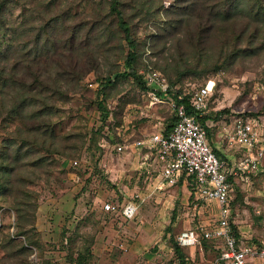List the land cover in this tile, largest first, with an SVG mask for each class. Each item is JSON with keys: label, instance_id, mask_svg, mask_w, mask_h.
I'll use <instances>...</instances> for the list:
<instances>
[{"label": "rangeland", "instance_id": "1", "mask_svg": "<svg viewBox=\"0 0 264 264\" xmlns=\"http://www.w3.org/2000/svg\"><path fill=\"white\" fill-rule=\"evenodd\" d=\"M75 1L63 0V4L56 8L61 10L60 7L64 4L67 7L71 5L65 24L60 20L55 24L58 46L65 39L74 38V44L67 49L71 51L73 59L63 60L60 64L66 67L65 70H70L71 60L73 63L81 62L83 56L86 59L87 51L93 50L96 67L81 76L74 88L75 92L70 91L67 102H54L53 121L57 134L80 133L84 144L78 146L75 156L67 154V159L54 154L51 182L43 184L44 187L39 184L33 187L39 193V205L35 214L36 231L32 232L40 246L28 245L31 251L27 255L26 264H113L118 255L123 257L122 253H127L115 246L119 235L126 239L128 247L135 242L140 251L144 249L145 255H158L154 264H170L174 255L170 237L177 239L188 229L197 233L199 243L194 247H182L187 254V261L193 264L206 263L217 255V245L220 243L209 241L205 247L199 225L209 226L215 220L217 207L213 203L205 204L204 201L197 202V206L191 195L189 178L185 176L175 184H162L156 170L160 168V164H155L153 168L147 166L151 159L139 157L138 150H135V141L148 138L155 130L164 129L173 110L166 102L153 103V91H143L133 79L128 78L110 89L111 95L105 98V102L111 112L105 121L102 120L96 101L101 98L98 93L99 76L107 72L108 64L96 57L98 47L90 23L86 22L85 27L77 34H70V25L82 21L81 13L88 16L94 13L91 0ZM172 3L173 0H154L147 19H140L138 14L132 19L135 36L144 49L141 58L143 64L138 67L143 80L148 70H155L168 81V75L160 68L164 62L171 69L178 64L180 68H184L176 47L175 34L167 38L159 34L162 24L167 21L165 12ZM28 4L29 2L26 7L30 6ZM155 5L158 6L156 11ZM20 9V6L12 5L7 15L17 18ZM131 10L134 12V9ZM40 18L38 16V20ZM46 18L44 16L42 20ZM177 34L181 38L179 47L184 48L186 41L182 40L183 32ZM155 37L157 39L153 42ZM151 45L155 46V54L151 52ZM187 47L185 50L189 52L190 48ZM243 47L246 50L249 46ZM114 58L115 54L110 61L113 62ZM208 58L210 65L218 55L210 52ZM119 67H123L122 59L119 60ZM53 73L55 76V72ZM208 81L213 83L205 112L209 116L205 122L210 131L208 138L212 137V144L220 152L221 158L232 167L231 162H240L245 151L238 144L231 145L223 136L219 137L218 131L221 130L223 121L229 122V118L233 116L255 117L264 126V46L257 48L255 52L236 56L215 73L208 70L200 76L183 74L177 88L182 87L185 92L196 91ZM223 109L227 111L218 115ZM5 112L0 107V164L4 146L8 144V147H14L21 141L14 136L19 121L16 118H4ZM26 143L27 146H32L27 139ZM27 146L21 150V153H25L21 156L25 163L34 162L36 157L46 154L44 149L39 148L40 151L33 152L38 150L36 145L29 149ZM120 148L122 149L119 150ZM128 151L133 152L128 154ZM140 151L144 152L143 149ZM231 153L234 155L233 160L229 159ZM48 157L49 161H53L52 156ZM62 160H66V171L59 164ZM26 166L29 168L30 164ZM20 173L23 174L21 170ZM21 174L17 173L15 177L21 178ZM232 183V225L244 243L250 239L264 241V157L257 169L251 170L248 167L244 172L238 170ZM149 191L153 193L139 206L136 218L129 223L102 209L103 203L107 201L129 200L135 193L145 195ZM11 204L12 196L0 195V261L4 256L9 257L7 239L10 235L17 241L24 240L22 235L15 234V213ZM116 231L120 232L116 234ZM87 248L91 251L90 254ZM78 253L83 258L74 262ZM11 259L12 257L8 259L9 263ZM132 263L145 264L136 257L130 261Z\"/></svg>", "mask_w": 264, "mask_h": 264}, {"label": "trees", "instance_id": "2", "mask_svg": "<svg viewBox=\"0 0 264 264\" xmlns=\"http://www.w3.org/2000/svg\"><path fill=\"white\" fill-rule=\"evenodd\" d=\"M27 2L30 4L28 7ZM91 3L94 4L93 15L81 13L82 21L72 23L69 32L75 35L85 27L86 22L90 23L98 47L96 57L108 64L107 72L99 76L98 93L101 98L96 101L101 118L105 121L111 112L105 98L111 95L110 89L116 83L131 78L143 91H153L138 72V67L143 64L141 58L144 49L135 36L132 19L135 14L140 19H147L154 0H91ZM60 4H63V0H0V107L6 111L4 118H16L19 121L14 136L21 140L14 147H8L7 144L1 151L0 195L12 196L15 234L24 237V240L17 241L9 236L7 242L9 257L12 259L9 263L10 258L4 256L0 264H26L27 255L31 251L28 245L40 246L32 232L36 231L35 214L39 205V193L34 188L38 184L42 186L51 182L54 154L67 159L68 155L75 156L78 146L84 144L80 133L57 134L54 127L55 103L67 102L70 91L75 92L74 88L81 76L96 67L93 50H88L86 59L83 56L81 62L73 63L71 60L70 70H65L66 67L60 64L63 60L73 59L71 51L67 49L74 44V38L69 37L59 47L55 38V24L59 20L65 24L71 7L64 4L60 7L61 10H57ZM12 5L21 7L17 18L7 15ZM157 9L158 6L155 5V11ZM165 13L167 21L162 24L159 34L164 38L175 34L176 47L184 68H180L178 64L171 69L165 62L160 68L168 75L169 89L166 93L177 101H182L189 113L193 112L190 104L193 91L185 92L182 87L177 88L183 74L200 76L208 70L215 73L236 56L255 52L257 48L264 46V0H173ZM38 16L41 17L39 20ZM44 16L47 18L43 21ZM181 32L182 40L186 41L184 48L179 47L181 38L177 33ZM159 34L157 36L161 37ZM155 39L157 38L152 41H156ZM151 46V52L155 54V46ZM186 46L190 48L189 52L185 50ZM243 46L249 47L245 50ZM210 52L216 53L218 58L209 65ZM113 54L115 58L111 62ZM120 59L122 69L119 67ZM155 93L166 94L160 91ZM179 94L181 99L178 98ZM226 111L223 109L218 115ZM198 118L206 125L209 134V127L205 123L209 116L204 114ZM175 120L173 113L166 123L165 133L170 131ZM26 139L31 142V147L27 146ZM210 144L212 145L211 141ZM34 145L37 146L36 149H44L46 154L36 157L34 162H23L21 156L25 153H21L22 148H35ZM39 149L33 152H38ZM213 149L221 157L220 152L214 147ZM49 155L53 161L48 160ZM27 164H30L29 168ZM59 164L66 171V160ZM16 172L22 177L16 178ZM14 180L20 182L16 183ZM232 228L239 236L234 225ZM167 230L170 228L167 227ZM201 238L205 247L212 241L202 236ZM170 245L174 251L170 262L177 260L178 264H188L187 254L177 240L170 237ZM87 251L88 254L91 253L88 248ZM81 256L78 253L73 261L82 259Z\"/></svg>", "mask_w": 264, "mask_h": 264}, {"label": "built area", "instance_id": "3", "mask_svg": "<svg viewBox=\"0 0 264 264\" xmlns=\"http://www.w3.org/2000/svg\"><path fill=\"white\" fill-rule=\"evenodd\" d=\"M144 81L154 91L153 103H168L176 120L169 132L165 133L164 129L160 128L148 138L135 141L134 145L140 150L154 153L161 163L162 183L175 184L185 176L189 178L197 206V202L204 201L205 204L213 203L217 207L215 220L206 228L199 225L203 238L220 243L217 245V256L204 264H264V241L250 239L244 243L241 236L234 233L230 221L232 178L237 175L238 170L244 172L248 167L251 170L258 168L264 157V126L259 124L255 117L233 116L229 118V122L222 120L220 128L222 134L224 133L223 137L229 144H238L245 151L244 158L229 167V163L215 153L208 138L206 125L198 118L206 112L208 95L213 87L212 81H208L191 94V113L182 101H177L166 93L169 83L160 72L148 70ZM155 91L166 94L158 95ZM178 98L181 99L180 94ZM74 163L76 164L77 160ZM146 198L142 193H135L129 200L107 201L103 203L102 209L125 221H132ZM176 240L182 246L194 245L198 241V235L188 229ZM117 246L124 251L128 249L122 241H118Z\"/></svg>", "mask_w": 264, "mask_h": 264}, {"label": "crops", "instance_id": "4", "mask_svg": "<svg viewBox=\"0 0 264 264\" xmlns=\"http://www.w3.org/2000/svg\"><path fill=\"white\" fill-rule=\"evenodd\" d=\"M166 126V125H165ZM165 128V127H164ZM159 130V129H158ZM156 131V130H155ZM219 132V137H222L223 136V134H222V131L221 130H219L218 131ZM210 141H211V143H212V137H210ZM212 146L214 147V148H216V146L214 145V144H212ZM225 147V146H224ZM136 151L138 150V155H139V157H142V158H144L145 160H148V159H151V162H148L147 163V166H151L152 168H153V166L155 165V164H160V168H161V163L155 158V156H154V153H151V152H147V150H145V149H143L144 150V152H141L140 151V149H135ZM131 152H133V151H128V154H130ZM230 157H229V159L230 160H233L234 159V155L231 153L230 155H229ZM261 162V161H260ZM260 162H259V164H260ZM232 164V166L236 163V161L234 162V161H232L231 162ZM157 165V166H158ZM259 166V165H258ZM148 168V167H147ZM160 168H158V169H156L158 172H159V174H158V177H159V175H160V177H161V171H160ZM148 170V169H147ZM184 181V180H183ZM161 183H162V181H161ZM163 184V183H162ZM189 184H190V186H191V183H190V181H189ZM158 188H161V185H158ZM191 189H192V186H191ZM151 193H153V191H149L148 192V194H145L146 195V197H148V196H151L150 194ZM191 195H193L192 194V191H191ZM147 199V198H146ZM115 200V199H114ZM119 200V199H118ZM106 213V212H105ZM136 218V217H135ZM128 223L130 222V221H127ZM205 223H207V222H205ZM201 225H203V224H201ZM129 228V227H128ZM206 228V227H205ZM123 232L125 233V229L123 228ZM117 232H120V231H116V234H117ZM123 232H121V233H123ZM238 232V231H237ZM123 233V234H124ZM238 234H239V232H238ZM240 235V234H239ZM127 237V236H126ZM118 241H122V242H124L125 244H126V246H127V242H126V239H124V237H122L121 235H119V240ZM197 243H199V239H198V241L196 242V244ZM196 244H194V245H185L186 247H194ZM135 245V246H134ZM200 245V244H199ZM115 246L116 247H118L117 246V241H116V243H115ZM182 246V245H181ZM185 246H182V247H185ZM128 247V246H127ZM201 247V246H200ZM119 250H121L120 248H118ZM135 249V250H134ZM129 250V251H128ZM144 250V249H143ZM140 251L139 249H138V246H136V243L135 242H133L132 243V245L131 246H129L128 247V249L126 250L127 251V253H122L123 254V257H121L122 255H118L117 257H116V259H114V262H113V264H130V261H132L135 257L137 258V259H141L142 260V262L144 261L145 262V264H154V261H155V258L158 256V255H154L155 253H151V254H148V255H145V252L144 251ZM122 251V250H121ZM105 252V251H104ZM106 253V252H105ZM218 254V253H217ZM217 256V255H216ZM216 256H214L213 257V259L216 257ZM131 257V258H130ZM188 260V259H187ZM212 260V259H211ZM177 260H175L173 263H171V264H177ZM133 264V263H132ZM188 264H193V263H191V262H189L188 261ZM202 264H204V263H202Z\"/></svg>", "mask_w": 264, "mask_h": 264}]
</instances>
